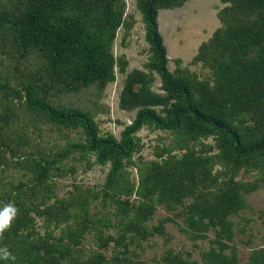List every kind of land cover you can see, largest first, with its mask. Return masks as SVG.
Segmentation results:
<instances>
[{
    "label": "trees",
    "instance_id": "trees-1",
    "mask_svg": "<svg viewBox=\"0 0 264 264\" xmlns=\"http://www.w3.org/2000/svg\"><path fill=\"white\" fill-rule=\"evenodd\" d=\"M218 1L223 4L215 13L219 26L199 44L192 57L208 70V78L201 79L188 67L179 66L177 58L173 59V70L167 68L165 47L157 29V9L180 6L184 0H135L143 39L150 52L145 68L156 73L163 96L151 101L161 106L160 112L148 105L138 107L117 138L110 133L100 134L93 119L83 110L52 106L38 95L32 83L21 81L19 86H13L0 65L1 100L17 99L27 111L42 116L56 130L77 129L81 137L78 141H65L60 155L46 159L43 152H38L33 157V167L38 172L35 182L42 187L38 202L54 200L40 209L31 206L25 210L21 208L22 201L16 198V191L11 195L10 202L18 211L11 226L0 235V247H7L14 259H0V264H145L122 254L129 253L128 246L146 235L162 233L160 223L149 227L144 223L151 214V202L156 201L165 211H173L185 198L190 200L179 211L180 232L189 239H196L211 228L213 246L201 253L199 263L166 249L159 256V264H239L235 250L228 245L231 231L227 216L245 206L237 193L241 183L231 177L226 181L218 180L210 173V156L192 151L186 141L210 137L217 159L229 166L230 171L239 167L261 170L259 161L264 159V0ZM119 27L127 30L131 27V22L125 19L122 0H0L2 57L14 62L37 53L45 62L44 74L51 82L66 83L68 87L110 81L116 63L118 70H123L120 58L111 51ZM143 78L142 73H137L132 81L144 84ZM1 120L5 123L6 119L0 117V130L4 124ZM143 126L175 134L178 146L184 149L179 156L169 155L150 163L145 173H139L137 195L141 197L143 208L130 217L121 212L122 219L114 224L103 218L86 216L82 221L75 218L78 214L68 211L67 207L76 201V196H107L112 181L120 175L136 149L135 132ZM70 152H90L96 164H109L102 189L76 190L79 195L69 192L63 198H54L46 176L58 169L54 167L56 159ZM24 158H19V162ZM258 176L264 178V174ZM116 192L129 195L131 185ZM122 203L117 201L118 205ZM28 210L42 217L43 234L32 228ZM71 216L76 220L69 224L67 219ZM50 222L54 226L64 223L57 235H51L46 229ZM261 224L264 227V215ZM108 226L116 227L118 233L103 235L101 228ZM89 232L96 247L102 248L109 242L115 247L109 257L99 251L84 259L80 257L74 246ZM251 255L245 264H264V247L252 251Z\"/></svg>",
    "mask_w": 264,
    "mask_h": 264
},
{
    "label": "rangeland",
    "instance_id": "rangeland-1",
    "mask_svg": "<svg viewBox=\"0 0 264 264\" xmlns=\"http://www.w3.org/2000/svg\"><path fill=\"white\" fill-rule=\"evenodd\" d=\"M122 1L125 19L131 22V27L128 30L119 27L115 32L111 51L115 57L120 58L123 70H118L116 63L113 66L112 80L103 84L68 87L66 83L51 82L44 74L45 62L37 53L32 52L14 62L0 54V65L10 76V83L13 86H19L21 81L32 83L36 86L38 95L52 106L87 112L100 134L110 133L115 138L118 137L123 125L132 119L138 107L148 105L160 112L161 106L151 101L154 97H162L163 92L159 89L156 73L145 68L150 52L143 39L140 14L135 7V0ZM222 6L218 0H184L180 6L157 9V29L165 47L166 65L170 71L175 66L173 59L177 58L179 66L188 67L198 78H208V70L199 62L193 61L192 57L199 44L219 26L215 13ZM137 73L144 75V84L132 81ZM0 117L6 119L5 123L1 120L4 124L0 130V207L11 203V195L15 191L16 198L22 201V209L27 210L31 206L40 209L44 204H50L53 198L43 203L38 202L42 187L35 182L38 172L33 167V157L38 152H43L46 159L60 155L65 141L81 140L77 129L56 130L42 116L27 111L19 100L13 98L0 99ZM134 137L136 149L131 153L120 175L112 181V188L108 189L107 196L102 198L76 196V201L67 207L68 211L78 214L75 218L80 221L86 216L94 219L103 218L114 224L118 219H122L121 212H125L128 217L132 216L137 209L143 208L141 197L137 195V186L140 175L146 172L148 164L157 163L169 155L177 157L184 150L178 146V137L169 131L143 126L135 132ZM186 143L192 151L210 156V173L218 180L226 181L231 177L241 183L240 187H237V193L245 206L227 216L231 231V241L228 245L235 250L236 261L245 264L252 256V251L264 247V227L261 224V216L264 215V178L258 176L264 174V159L259 161L262 167L259 171L239 167L232 172L229 166H225L217 159L216 149L210 137H202L197 141L188 140ZM6 144L9 148H5ZM23 156L24 160L19 162L18 159ZM93 159L94 156L90 152H70L56 159L54 167L58 169L52 170L46 176V182L50 185L54 198H63L69 192L77 193L76 190L86 189L95 192L102 189L109 164L98 165ZM128 185H131L129 195L116 192ZM189 200L185 198L173 211H165L153 200L151 214L144 223L147 227L160 223L162 233L146 235L136 244L128 246L129 253L122 255L145 264H159V256L164 250L169 249L180 257L187 256L199 263L201 253L213 246L210 240L213 239L214 232L207 228L201 238L196 239H189L180 232L179 211ZM117 201L124 203L118 205ZM27 213L33 220L34 231L43 234L42 217L31 210ZM75 218L71 216L67 222L71 224ZM63 226L64 223L54 226L50 222L46 224V229L50 230L51 235H57ZM101 231L103 235L118 233L114 226L102 227ZM47 239L50 240V236ZM74 247L82 259L94 251L109 257L115 250L110 242L102 248L96 247L91 232L84 233L80 243Z\"/></svg>",
    "mask_w": 264,
    "mask_h": 264
},
{
    "label": "clouds",
    "instance_id": "clouds-1",
    "mask_svg": "<svg viewBox=\"0 0 264 264\" xmlns=\"http://www.w3.org/2000/svg\"><path fill=\"white\" fill-rule=\"evenodd\" d=\"M17 211V208L12 203L0 207V235L11 226L13 219L17 215ZM10 258L14 259L7 247H0V259L8 260Z\"/></svg>",
    "mask_w": 264,
    "mask_h": 264
}]
</instances>
